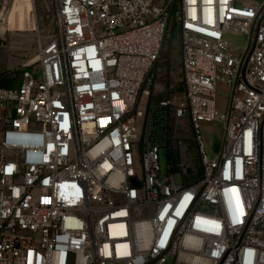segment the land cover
Returning a JSON list of instances; mask_svg holds the SVG:
<instances>
[{"label": "built area", "instance_id": "1", "mask_svg": "<svg viewBox=\"0 0 264 264\" xmlns=\"http://www.w3.org/2000/svg\"><path fill=\"white\" fill-rule=\"evenodd\" d=\"M54 12L19 86L0 77V264H264V0H55ZM171 28L175 116L190 117L201 162L180 184L147 118ZM204 122L224 126L215 156Z\"/></svg>", "mask_w": 264, "mask_h": 264}, {"label": "rangeland", "instance_id": "2", "mask_svg": "<svg viewBox=\"0 0 264 264\" xmlns=\"http://www.w3.org/2000/svg\"><path fill=\"white\" fill-rule=\"evenodd\" d=\"M260 3L262 0H252ZM55 0H0V77L2 86L16 88L20 84L19 71L25 63L37 56L40 46L46 44L55 33ZM228 38L237 45L243 44L241 35L228 34ZM181 38L172 28L166 37L160 61L151 74L150 102L161 109L163 101H170L164 116L170 125V138L174 152L181 160L182 170L174 172L175 181H183L186 168L201 169L200 154L195 141L190 117L175 116L176 108L184 102V85L181 69ZM12 74H15L13 77ZM230 90L224 83L217 86V103L227 105ZM150 134L162 139L160 148L161 172L167 173L170 164L168 127L162 122L149 120ZM148 125V126H149ZM157 133V134H156ZM201 133L206 152L210 156L218 154L223 145L224 126L221 122L201 123Z\"/></svg>", "mask_w": 264, "mask_h": 264}, {"label": "trees", "instance_id": "3", "mask_svg": "<svg viewBox=\"0 0 264 264\" xmlns=\"http://www.w3.org/2000/svg\"><path fill=\"white\" fill-rule=\"evenodd\" d=\"M166 108V107H163ZM163 108L157 109V107H153L151 103L149 102L148 107H147V118L148 119H153L154 123L157 122H165L163 126L166 128H169V133H168V147H169V160L172 162L174 158H178V155L174 152L173 150V145H172V139L170 138V125L167 122V118L165 113L167 112ZM179 159V158H178ZM173 164V172L180 171L181 167L178 164L172 163ZM201 176V169L198 170L197 175H193L190 177L191 180L199 178Z\"/></svg>", "mask_w": 264, "mask_h": 264}, {"label": "water", "instance_id": "4", "mask_svg": "<svg viewBox=\"0 0 264 264\" xmlns=\"http://www.w3.org/2000/svg\"><path fill=\"white\" fill-rule=\"evenodd\" d=\"M172 163H175V164L181 165V160L178 159V158H174V159L172 160ZM134 183L136 184V181H134Z\"/></svg>", "mask_w": 264, "mask_h": 264}, {"label": "crops", "instance_id": "5", "mask_svg": "<svg viewBox=\"0 0 264 264\" xmlns=\"http://www.w3.org/2000/svg\"><path fill=\"white\" fill-rule=\"evenodd\" d=\"M182 65V64H181ZM181 69H182V66H181ZM229 104V103H228ZM228 104L227 105H222V106H220L222 109H225V108H227V106H228Z\"/></svg>", "mask_w": 264, "mask_h": 264}]
</instances>
